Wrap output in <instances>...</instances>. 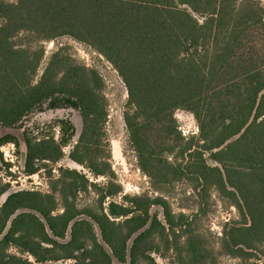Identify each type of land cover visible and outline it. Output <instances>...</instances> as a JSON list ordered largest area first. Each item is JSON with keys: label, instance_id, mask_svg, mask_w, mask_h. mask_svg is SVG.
Masks as SVG:
<instances>
[{"label": "trees", "instance_id": "obj_1", "mask_svg": "<svg viewBox=\"0 0 264 264\" xmlns=\"http://www.w3.org/2000/svg\"><path fill=\"white\" fill-rule=\"evenodd\" d=\"M23 32L34 44L16 43ZM63 36L102 55L124 82V119L142 170L164 183L189 178L230 199L239 218L224 225L223 251L264 264V95L245 132L220 148L247 123L264 88L261 0H0V127L45 103L75 106L82 130L69 157L108 178L100 186L64 169L49 192H11L0 204V264H158L161 243L176 250L178 264H208L211 254L193 234L178 246L187 216L166 199L123 194L114 181L102 75L64 45L43 65L45 42ZM178 109L193 113L197 136H182ZM60 124V140L25 137L27 174L64 156L73 124ZM175 151L184 158L170 160ZM9 185L0 175V198ZM90 187L100 192L95 204H81Z\"/></svg>", "mask_w": 264, "mask_h": 264}, {"label": "rangeland", "instance_id": "obj_2", "mask_svg": "<svg viewBox=\"0 0 264 264\" xmlns=\"http://www.w3.org/2000/svg\"><path fill=\"white\" fill-rule=\"evenodd\" d=\"M261 2L264 3V0ZM15 41L18 44L26 42L34 44V41L30 40L27 33L24 32L17 36ZM62 45L68 47V51L77 62L96 68L104 79V94L108 108V120L105 127L106 143L115 174L114 181L121 184L123 194L160 196L169 202L176 215L184 213L187 216V226L184 227V230L188 231L183 232L178 246H184L191 234L197 235L203 241V245L211 250V254L205 260L208 264H249L253 262L254 259L252 258L233 256L222 249L221 236L225 223L239 218V210L230 199L222 196L215 188L208 189V192L202 190L201 186L196 188L195 181L189 178L164 183L152 179L142 170L124 119V113L128 108L127 89L111 63L88 45L63 36L57 40L45 42L46 54L43 65H45L51 52ZM175 117L178 129L186 139L199 134L198 122L193 113L178 109L175 112ZM61 120L73 124L69 142L63 147L64 156L56 162L46 160L42 163L39 172L27 174L24 167L26 159L25 137L54 136L60 140L62 135L60 131ZM81 130L82 118L77 107L72 105L52 107L50 103H45L32 111L15 126H1L0 139L8 138V141L0 146V175L3 182H9L10 185L2 194L0 204L6 200L11 192L18 190L49 192L52 182L60 177L64 169L79 170L85 173L90 181L96 182L100 186L104 185L107 177H95L86 166L69 157V152L77 142ZM168 157L172 161L175 158H184L183 155L176 154V151L169 153ZM99 194L98 189L90 187L88 191L81 193L80 203L95 204ZM114 198L117 201H122V195H117ZM152 210L163 219V210L159 205H154ZM180 232L182 231L180 230ZM153 255L158 264H178L179 258L176 250H165L163 243L160 244L159 250L153 252ZM60 263L63 261H47L37 264ZM114 264L119 263L115 261Z\"/></svg>", "mask_w": 264, "mask_h": 264}, {"label": "water", "instance_id": "obj_3", "mask_svg": "<svg viewBox=\"0 0 264 264\" xmlns=\"http://www.w3.org/2000/svg\"><path fill=\"white\" fill-rule=\"evenodd\" d=\"M263 95H264V88L261 89L260 92H259V94H258V98H257L256 105H255V107H254V109H253V111H252V114H251L249 120L247 121V123H246V124H245V125L239 130V132H237V133L231 135L229 138H227V139L221 144L220 148H222V147L226 146L227 144L231 143L232 141L238 139V138H239V137L245 132V130L247 129V127H248V126L253 122V120H254V117H255V114H256V111H257V106H258V104H259V102H260V100H261V98H262ZM224 176H225V174H224ZM227 185H228V187H229L230 189L235 190V188L232 187L231 185H229L228 182H227ZM18 211H19V210H17L16 213H18ZM75 219H76V218H75ZM75 219L72 220V222L70 223V225H69V227H68V231H67V239H69V238L71 237L72 224H73V222L75 221Z\"/></svg>", "mask_w": 264, "mask_h": 264}]
</instances>
